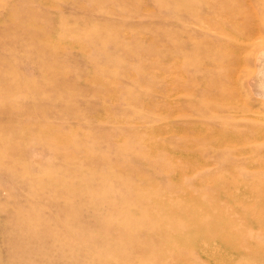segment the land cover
Returning a JSON list of instances; mask_svg holds the SVG:
<instances>
[{
    "label": "rangeland",
    "instance_id": "rangeland-1",
    "mask_svg": "<svg viewBox=\"0 0 264 264\" xmlns=\"http://www.w3.org/2000/svg\"><path fill=\"white\" fill-rule=\"evenodd\" d=\"M263 113L264 0H0V264H264Z\"/></svg>",
    "mask_w": 264,
    "mask_h": 264
},
{
    "label": "bare ground",
    "instance_id": "bare-ground-1",
    "mask_svg": "<svg viewBox=\"0 0 264 264\" xmlns=\"http://www.w3.org/2000/svg\"><path fill=\"white\" fill-rule=\"evenodd\" d=\"M239 43V42H238ZM210 57V56H209ZM196 66V65H195ZM205 66V65H204ZM219 76V75H218ZM219 79V78H218ZM207 84V83H206ZM205 85V84H204ZM207 86V85H206ZM204 87V86H203ZM179 93H180V91H179ZM190 95V94H189ZM188 96V95H187ZM264 114V113H263ZM262 129V128H261ZM258 130H260V129H258ZM260 132V131H259ZM171 158V157H170ZM220 174V173H219ZM238 176V175H237ZM210 177V176H209ZM150 184V183H149ZM240 198V197H239ZM260 208V207H259ZM261 209V208H260ZM217 211V210H216ZM196 212V211H195ZM210 216V215H209ZM221 218V217H220ZM222 219H223V217H222ZM218 220V219H217ZM221 220V219H220ZM232 220V219H231ZM259 221V220H258ZM211 222V221H210ZM221 222V221H220ZM229 222V221H228ZM233 223V222H232ZM210 225H211V223H210ZM213 225V224H212ZM215 225V224H214ZM220 225V224H219ZM218 225V226H219ZM228 225V224H227ZM230 225V224H229ZM201 227H203V226H201ZM209 227H211V226H209ZM215 227V226H214ZM213 227V228H214ZM225 227V226H224ZM224 229V228H223ZM215 230V229H214ZM222 232V231H221ZM212 235L213 234H215V233H211ZM222 234V233H221ZM220 234V235H221ZM208 235V234H207ZM219 237V236H218ZM222 237H223V234H222ZM221 238V237H220ZM219 238V239H220ZM208 240V239H207ZM224 240H225V242L227 241L228 243H230L231 242V244H230V249L231 250H233V251H235V252H238V251H240L241 250V248L243 247V245H244V243H242L243 242V240L242 239H239V241L236 243H234V244H232V242H233V240L228 236V234H225V236H224ZM181 241V240H180ZM183 241V240H182ZM223 242V241H222ZM167 243V242H166ZM247 245V244H246ZM245 245V246H246ZM250 246V245H249ZM254 246V245H253ZM246 249V248H245ZM252 250V249H251ZM244 252V251H243ZM202 253L204 254V252L202 251ZM253 253V252H252ZM229 253H228V251H226L225 250V253H223V255L221 256V258L223 259V257L226 255V257H227V255H228ZM214 255V254H213ZM204 256V255H203ZM232 256H234V255H232ZM199 257H202L201 255L199 256ZM206 257V259H208V260H210L211 261V256H205ZM216 257V256H215ZM218 257V256H217ZM231 257V256H230ZM229 257V258H230ZM232 258V257H231ZM230 258V259H231ZM216 260V259H215ZM219 260V259H218ZM184 261V260H183ZM215 262V261H214ZM227 262H228V260H227ZM247 262V261H246ZM220 263V262H219ZM222 263H223V261H222ZM222 263H220V264H222ZM185 264V263H184ZM210 264V263H209Z\"/></svg>",
    "mask_w": 264,
    "mask_h": 264
}]
</instances>
